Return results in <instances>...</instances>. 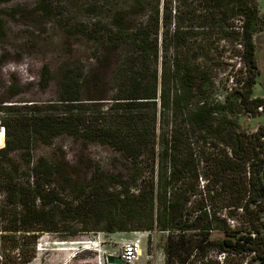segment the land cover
I'll return each mask as SVG.
<instances>
[{
	"label": "trees",
	"instance_id": "16d2710c",
	"mask_svg": "<svg viewBox=\"0 0 264 264\" xmlns=\"http://www.w3.org/2000/svg\"><path fill=\"white\" fill-rule=\"evenodd\" d=\"M94 2L57 101H11L0 63V264L30 263L45 232L133 231L167 232L166 264H264V125L239 124L264 111L258 0Z\"/></svg>",
	"mask_w": 264,
	"mask_h": 264
},
{
	"label": "rangeland",
	"instance_id": "374dc122",
	"mask_svg": "<svg viewBox=\"0 0 264 264\" xmlns=\"http://www.w3.org/2000/svg\"><path fill=\"white\" fill-rule=\"evenodd\" d=\"M258 7L264 13V0H258ZM96 12L94 0H9L0 4L6 32L0 42L1 78L6 87H10L11 101L59 99L61 69L69 65L83 70L86 63L83 27ZM254 43L259 74L253 96L264 98V32L254 36ZM46 79H50V84L42 88ZM231 84L232 77L228 86ZM218 88L221 95L226 92L223 84L219 83ZM81 98H86L83 86ZM239 124L241 130L255 131L259 125H264V111L259 109L256 115L240 117ZM56 145L70 155L76 152L83 158L82 144L72 143L62 136ZM85 151L95 161L106 162L114 156L97 145H90ZM168 235L158 231L90 232L63 238L45 232L39 235L36 256L28 264H109L108 254L119 255L122 243L136 238L141 239L143 256L132 264H166L164 250Z\"/></svg>",
	"mask_w": 264,
	"mask_h": 264
},
{
	"label": "built area",
	"instance_id": "2783aa9c",
	"mask_svg": "<svg viewBox=\"0 0 264 264\" xmlns=\"http://www.w3.org/2000/svg\"><path fill=\"white\" fill-rule=\"evenodd\" d=\"M141 247H142V243L140 238L125 240L122 243V248L119 255H121V257L125 260V264H132L141 257L140 255ZM90 248L91 247L87 249Z\"/></svg>",
	"mask_w": 264,
	"mask_h": 264
},
{
	"label": "water",
	"instance_id": "95a60500",
	"mask_svg": "<svg viewBox=\"0 0 264 264\" xmlns=\"http://www.w3.org/2000/svg\"><path fill=\"white\" fill-rule=\"evenodd\" d=\"M2 131L3 127L0 126V133ZM106 259L109 264H125V260L121 257V255L108 254Z\"/></svg>",
	"mask_w": 264,
	"mask_h": 264
},
{
	"label": "bare ground",
	"instance_id": "6f19581e",
	"mask_svg": "<svg viewBox=\"0 0 264 264\" xmlns=\"http://www.w3.org/2000/svg\"><path fill=\"white\" fill-rule=\"evenodd\" d=\"M5 146V130L0 133V148ZM143 249L141 247L140 255L143 256Z\"/></svg>",
	"mask_w": 264,
	"mask_h": 264
}]
</instances>
